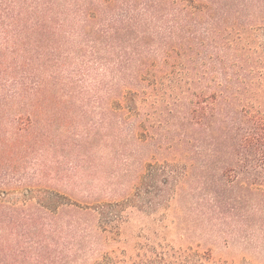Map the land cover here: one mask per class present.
I'll list each match as a JSON object with an SVG mask.
<instances>
[{
  "label": "trees",
  "instance_id": "obj_1",
  "mask_svg": "<svg viewBox=\"0 0 264 264\" xmlns=\"http://www.w3.org/2000/svg\"><path fill=\"white\" fill-rule=\"evenodd\" d=\"M192 197L226 245L264 223V0H0V252L38 264L50 232L53 264H238L104 249L137 198Z\"/></svg>",
  "mask_w": 264,
  "mask_h": 264
},
{
  "label": "rangeland",
  "instance_id": "obj_2",
  "mask_svg": "<svg viewBox=\"0 0 264 264\" xmlns=\"http://www.w3.org/2000/svg\"><path fill=\"white\" fill-rule=\"evenodd\" d=\"M143 188L141 193L144 192ZM234 192L237 193V196L243 195L242 198L249 196L246 190L239 188L234 189ZM253 196L256 197L254 194ZM25 197L22 190H15L6 194L3 202L7 206H12L19 204L20 200ZM42 197L40 198L42 199ZM40 198L36 197L35 200ZM195 198L197 199V197ZM195 198L192 197L189 202L187 201L185 208L179 206V201L177 204L155 206L152 201L147 203L143 202L141 198H137L133 214L129 221L122 226L119 237L117 238L118 235L113 236L112 240L103 243L104 249H126L128 253L133 254L136 253V245L148 243L158 247L157 244L168 243L178 248H192L201 252L209 251L215 259L235 260L239 261L238 264H264V223H251L248 231L244 234H247L245 239L248 243H245L246 241L242 238L240 240L229 238L226 245L223 234L217 232L218 224L211 225L200 210L195 209L197 206ZM247 208L241 209V211L244 212ZM48 234L50 236L47 240L50 247L49 253L44 251V256H39L38 264H53L55 244L52 234L50 232ZM42 236L43 234H41L43 239ZM44 242L46 244V241ZM2 244V252H0L2 262L0 261V264H34L33 258L25 261L21 256L15 263L12 262L13 260L7 256V251L4 249L5 241H2ZM23 246L27 247V244L23 243ZM246 246H248V250H245Z\"/></svg>",
  "mask_w": 264,
  "mask_h": 264
}]
</instances>
